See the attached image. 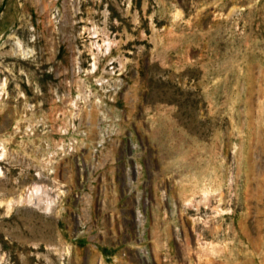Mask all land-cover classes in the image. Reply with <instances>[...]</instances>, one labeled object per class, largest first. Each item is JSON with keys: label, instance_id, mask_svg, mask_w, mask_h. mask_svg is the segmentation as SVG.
Returning <instances> with one entry per match:
<instances>
[{"label": "rangeland", "instance_id": "374dc122", "mask_svg": "<svg viewBox=\"0 0 264 264\" xmlns=\"http://www.w3.org/2000/svg\"><path fill=\"white\" fill-rule=\"evenodd\" d=\"M0 264H264V0H0Z\"/></svg>", "mask_w": 264, "mask_h": 264}, {"label": "bare ground", "instance_id": "6f19581e", "mask_svg": "<svg viewBox=\"0 0 264 264\" xmlns=\"http://www.w3.org/2000/svg\"><path fill=\"white\" fill-rule=\"evenodd\" d=\"M39 185V184H38ZM38 185H34L33 187H32V189H30L29 191H28V193L27 194H25V196H21L20 194H18L17 195V197L15 198V202L16 203H18V202H27V203H32V204H35V203H37L38 202V197H35V196H33V193L34 192H37L38 190H39V187H38ZM40 190H41V188H40ZM40 191H38V193H39ZM35 194V193H34ZM37 196H38V194H37ZM48 202V201H47ZM11 203V202H10ZM8 204V203H7ZM48 204V203H47ZM44 205H46V204H44Z\"/></svg>", "mask_w": 264, "mask_h": 264}]
</instances>
